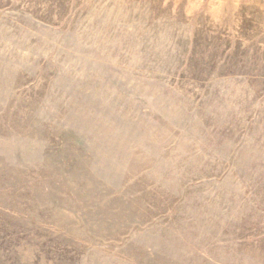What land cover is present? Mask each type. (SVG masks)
<instances>
[{
  "label": "rangeland",
  "instance_id": "1",
  "mask_svg": "<svg viewBox=\"0 0 264 264\" xmlns=\"http://www.w3.org/2000/svg\"><path fill=\"white\" fill-rule=\"evenodd\" d=\"M0 264H264V0H0Z\"/></svg>",
  "mask_w": 264,
  "mask_h": 264
}]
</instances>
